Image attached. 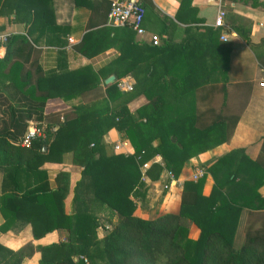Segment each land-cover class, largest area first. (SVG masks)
Listing matches in <instances>:
<instances>
[{
    "label": "trees",
    "instance_id": "trees-1",
    "mask_svg": "<svg viewBox=\"0 0 264 264\" xmlns=\"http://www.w3.org/2000/svg\"><path fill=\"white\" fill-rule=\"evenodd\" d=\"M7 6L9 0H0V15L6 14ZM108 6L110 9V2ZM10 9L28 13L31 27L27 35L12 34L8 38L5 56L0 60V66H8L9 85L21 87L15 88L20 91L18 96H5L12 104L2 110L6 118H0V212L4 218L0 230H18L29 223L35 238L65 230L63 242L39 247V264H264V223L256 230L248 227L249 210L223 191L225 178L228 182L238 177L252 180L255 191L264 184V139L254 160L243 148H236L207 167L215 180L208 195L202 193L204 174L196 180H185L177 213L148 219L133 213L135 198L146 194L140 171L143 163L159 154L163 164L151 162L148 177L157 179L164 169L177 177L190 157L229 140L239 114L224 111L226 87L222 86L223 99L217 113L212 108L200 111L196 90L209 79H201L194 70L169 73L167 64L159 73L156 61L149 56L163 55L167 49L136 45L131 41L135 31L130 26H124L118 34L116 29H109L115 33L113 41L127 34L135 44L129 48L113 44L120 54L109 65L116 78L130 74L133 89L122 92L115 82L108 84L100 99L72 105L71 113L62 120L60 109L49 112L53 123L44 127L47 102L67 101L87 86L96 87L99 74L84 65L45 75L32 33L39 22H49L48 0H15ZM104 34L101 29H89L76 45L77 50L84 56H94L112 43ZM243 36L250 43L248 35ZM161 59L164 62V55ZM24 62H30L29 68L25 69ZM119 65L124 69L117 70ZM137 101L141 105L132 111L130 105ZM28 120L44 127L46 136L34 139L27 148L20 141ZM113 127L130 142L133 154H108L103 138ZM68 152L82 167L70 213L64 207L69 174L59 172L56 186L51 188L46 171L40 169L45 162H60ZM251 199L264 205L257 191ZM103 206L113 210L115 220H109L104 235L98 237L97 228L102 225L98 212ZM192 223L199 229L196 239L188 236ZM1 251L15 255L23 250L15 253L0 246ZM74 256L78 257L76 261Z\"/></svg>",
    "mask_w": 264,
    "mask_h": 264
},
{
    "label": "crops",
    "instance_id": "crops-1",
    "mask_svg": "<svg viewBox=\"0 0 264 264\" xmlns=\"http://www.w3.org/2000/svg\"><path fill=\"white\" fill-rule=\"evenodd\" d=\"M111 1L79 0V4H76L75 0H48L49 22H39L32 33L34 45L38 49V63L43 73L53 75L89 65L99 74V82L96 87L87 86L79 92L76 91L78 93L70 100L54 99L47 102L42 124L45 127L53 123L54 117L49 115L51 111L60 109L62 120L65 114L71 113L72 105L98 100L105 95L106 86L118 79L109 66L120 54V50L113 45L115 43L123 48L134 47V43L165 48L168 51L163 52L164 62H161V52L158 56H149L156 61L159 73L164 72V66L167 64L169 73H180V69L194 70L201 79H209L204 84L201 82L196 90L197 107L200 111L212 108L217 113L220 110L224 85L227 100L224 111L239 114L229 140L186 160L169 191L162 188L163 184L168 182L165 170H162L157 179H151L147 175L142 179L146 187L145 197L135 198V216L148 219L163 213H177L183 182L196 180L193 175L198 168H202L205 175L202 193L208 195L215 180L207 167L232 149L243 148L252 160L260 152L264 139V0H142L145 7L143 27L146 32L144 35L135 32L131 38L134 43L127 34L117 41L111 39L115 37V33L109 29H116L118 34L127 26L110 24L108 2ZM13 5L15 0H9L6 14L0 15V32L7 33L9 37L12 34L27 35L31 27V22L27 21L28 13H16L10 9ZM219 9L225 12V28L214 25ZM89 29H101L105 33L103 37L106 41L112 42L110 46L91 57L84 56L76 48L83 34ZM222 32H226V40L220 38ZM152 35L158 36V43L152 42ZM243 35H248L250 43L246 42ZM5 52L6 48L0 49V60L4 58ZM24 65L27 69L30 62H24ZM121 65L116 69H124ZM109 76H114L115 80L106 83L105 80ZM124 76H129L134 81L130 74L121 77ZM9 82L8 66H0V118H6L7 114H3L2 110L12 104L5 96L8 93L18 96L20 93L15 88L21 87L9 85ZM140 105V101L131 103L130 109L134 111ZM30 121L34 120H28V123ZM55 127L52 125L51 129ZM103 139L110 154L114 152V143L123 138L113 127L106 132ZM40 169L46 171L51 188L56 186L55 178L59 172L65 171L69 174V192L64 199V207L67 213L72 212L74 187L81 177L82 169L73 161L72 153H65L60 162H45ZM2 180L3 172L0 171V194ZM224 182V193L236 204L249 210L247 226L254 230L261 228L264 223V205L249 198L256 191L264 198V184L255 191L252 180L246 182L238 177L232 182L225 178ZM113 214V210L106 206L98 212V218L102 222L97 228L98 237L104 235L105 227L110 225L107 224L108 221L115 220V217L111 216ZM3 222L4 218L0 212V225ZM198 235L199 229L192 223L188 236L196 239ZM65 238L66 231L63 229H56L35 238L29 223L18 230H0V246L15 253L23 250L15 255L1 251L0 264H39V247L63 242ZM77 258L73 257L75 261Z\"/></svg>",
    "mask_w": 264,
    "mask_h": 264
},
{
    "label": "built area",
    "instance_id": "built-area-1",
    "mask_svg": "<svg viewBox=\"0 0 264 264\" xmlns=\"http://www.w3.org/2000/svg\"><path fill=\"white\" fill-rule=\"evenodd\" d=\"M145 14V7L142 0H112L110 2V9L108 13L109 22L114 26H130L138 35H144L145 29L143 27V19ZM224 10L219 9L215 17L214 25L217 27L225 28L224 24ZM9 38V35L5 32H0V49L5 48V44ZM220 38L223 40L227 39L226 32H222ZM151 40L153 43H158V36L152 35ZM1 56V55H0ZM116 87L122 92H129L133 89L134 81L129 76L120 77L115 80ZM261 85L263 83H260ZM46 136L45 128L37 124L34 121H30L26 128L25 134L23 135L20 145L23 147H30L32 141L36 138H44ZM114 151L122 154H133L134 149L132 148L130 142L127 139H119L113 145ZM158 162L163 164L162 156L156 154L150 161L143 163L140 166L141 169V179H144L147 174L146 171L150 166V162ZM166 171V179L162 188L166 191L171 190V185L175 183V178L171 171L164 169ZM204 171L202 168H198L193 175L194 179H197L203 175ZM109 227V226H108ZM107 227V228H108ZM85 262L87 260L83 258Z\"/></svg>",
    "mask_w": 264,
    "mask_h": 264
},
{
    "label": "water",
    "instance_id": "water-1",
    "mask_svg": "<svg viewBox=\"0 0 264 264\" xmlns=\"http://www.w3.org/2000/svg\"><path fill=\"white\" fill-rule=\"evenodd\" d=\"M115 80V77L114 76H109L108 78H106L105 82L108 83V82H113Z\"/></svg>",
    "mask_w": 264,
    "mask_h": 264
}]
</instances>
